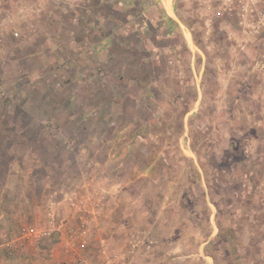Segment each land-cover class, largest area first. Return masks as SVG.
Segmentation results:
<instances>
[{
	"label": "rangeland",
	"instance_id": "rangeland-1",
	"mask_svg": "<svg viewBox=\"0 0 264 264\" xmlns=\"http://www.w3.org/2000/svg\"><path fill=\"white\" fill-rule=\"evenodd\" d=\"M44 1L0 0V264H264V39L219 0H120L104 44Z\"/></svg>",
	"mask_w": 264,
	"mask_h": 264
},
{
	"label": "crops",
	"instance_id": "crops-1",
	"mask_svg": "<svg viewBox=\"0 0 264 264\" xmlns=\"http://www.w3.org/2000/svg\"><path fill=\"white\" fill-rule=\"evenodd\" d=\"M48 1L49 0H45L43 2V4L45 3L44 4V9H45L44 13L47 15V18H48L47 21L51 20V18H52V19L56 20L55 24L58 23L57 24L58 28H59V25L64 26L65 24H64V21L61 19V17H62V14H64L65 11L67 10V9H65V7H68V4H71V3H68V0H50L52 3L53 2L56 3V5H55L56 8L52 9V8H49V6H47L48 5ZM50 1H49V5H51ZM90 1L91 0H73V2H74L73 4H75V7H76L73 10H76L77 8H79L78 5L85 4V5H87L90 8V12L97 14L96 15V20L93 21V23H95V25H96L94 31L95 30L97 32H98V30L101 31L100 32V37H103L104 44L105 43H109L110 41H112L111 39H109V37L111 38V36L108 33H106L105 29H104L105 22L106 21H108V22L110 21V17L107 14L109 12H108V10L103 12L101 10V8L106 7L105 5L106 4L109 5V3H112L113 6H115L117 3L120 4V5H124V3H121L120 0H95V2H92V4H91ZM159 5L162 7L163 15H166L167 17H171V18H173L176 15V6H175V4H174V2L172 0H162L161 2H159ZM22 21L23 22L20 21V23L18 22L19 26L21 28H23V26H25L26 27V29H25L26 33L28 34V38H26V40H23V42H24V44L30 46L31 44H33V42L36 41V38L38 36L35 32L37 31L38 28H39V30L41 32L42 28L40 27V25H38V26H36V29L33 26V30H32L30 28H27L26 24H24V20H22ZM36 21H37V19H36ZM48 25L51 26L52 23L49 22ZM85 30H88V29L85 28ZM65 33H67V30H65ZM102 34H104V36ZM72 35L74 36V34H72V33L70 34L71 39L73 37ZM84 36H85V38H88L87 34L84 35ZM100 37L98 36V38H97L99 40L98 42L102 41V39ZM44 38L47 41L49 40L47 32H45ZM29 53H31V51Z\"/></svg>",
	"mask_w": 264,
	"mask_h": 264
},
{
	"label": "built area",
	"instance_id": "built-area-1",
	"mask_svg": "<svg viewBox=\"0 0 264 264\" xmlns=\"http://www.w3.org/2000/svg\"><path fill=\"white\" fill-rule=\"evenodd\" d=\"M219 14L224 11H236L238 15V24L242 27V31L246 34H253L255 40L264 39V0H219ZM20 31L12 32V37L18 39ZM260 60L264 61V54L260 56ZM5 52L0 47V102L9 101L12 95L5 82L3 71L5 67ZM264 66V63H263ZM108 264V261H107Z\"/></svg>",
	"mask_w": 264,
	"mask_h": 264
},
{
	"label": "trees",
	"instance_id": "trees-1",
	"mask_svg": "<svg viewBox=\"0 0 264 264\" xmlns=\"http://www.w3.org/2000/svg\"><path fill=\"white\" fill-rule=\"evenodd\" d=\"M59 155H61V153L59 152Z\"/></svg>",
	"mask_w": 264,
	"mask_h": 264
}]
</instances>
